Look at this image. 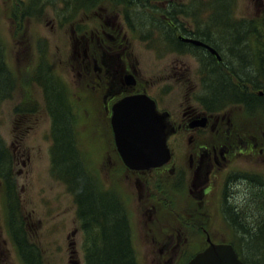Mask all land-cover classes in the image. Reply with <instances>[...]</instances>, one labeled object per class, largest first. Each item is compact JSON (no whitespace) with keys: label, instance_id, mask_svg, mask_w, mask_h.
<instances>
[{"label":"rangeland","instance_id":"374dc122","mask_svg":"<svg viewBox=\"0 0 264 264\" xmlns=\"http://www.w3.org/2000/svg\"><path fill=\"white\" fill-rule=\"evenodd\" d=\"M102 28L121 31L139 77L153 87H163L166 76L178 72L174 77L182 78L183 84L171 81L173 86L164 88L170 93H164L163 99L176 113L184 95L198 91L197 80L188 84L187 79L198 71L197 59L202 61L201 54L180 43L178 36L204 38L223 57L219 68L208 62L209 67L201 71L203 86L218 88L219 100L234 86L247 87L251 95L264 91V0H0V47L12 85L0 98V144L6 148L0 166L3 172L12 170L10 185L0 177V264L94 263L91 254L99 251H91L89 239L97 230L79 216L75 192L60 174L71 166L68 158L60 162L57 149L56 139L65 132L60 152L72 145L79 167L88 172L89 184L123 207L138 264L179 260L187 264L205 245L201 228H209L215 241L231 242L250 264H264V257H259L264 250H255L264 233V166L252 164L245 156L234 162V171L258 173L263 187L240 181L232 171V179L244 184L229 206H220L217 191L203 201L210 224L199 216L195 197L162 175L151 176L159 183L152 187L153 204L159 206L153 221L146 220L145 213L137 214L138 186L115 155L109 137L107 141L103 105H85L89 103L83 93L80 60L83 48L95 52L97 40L103 39ZM187 105L197 102L187 101ZM228 108L225 101L219 111ZM53 117L60 121L59 130L53 131ZM186 144L181 140L178 150L181 172L187 176ZM245 194L241 217L232 219L230 205L242 203ZM14 199L27 239L22 256L12 242L17 225L8 220L5 202ZM160 213L167 218L159 221ZM178 235L187 238L175 239Z\"/></svg>","mask_w":264,"mask_h":264},{"label":"flooded vegetation","instance_id":"af4514ba","mask_svg":"<svg viewBox=\"0 0 264 264\" xmlns=\"http://www.w3.org/2000/svg\"><path fill=\"white\" fill-rule=\"evenodd\" d=\"M122 16L124 17V14ZM106 24L108 25V23ZM110 25L112 26V24ZM111 30L112 32H108L107 28L101 29L103 39H106L107 43L103 44V39H99L100 43L97 40L94 45L95 52L89 51V48H83V56L80 60L81 70L84 72L82 74V82L85 86L83 93L89 103L85 104L86 106L94 107L96 103L103 105L102 116L108 129L107 141L109 137L115 155L119 157L121 164L130 172L134 183L138 186L140 205L137 206V214L140 216L145 213L147 215L146 220L153 221L152 214L156 213V208H159L153 204L152 187L159 184L153 181L152 177L155 175L167 177L171 180L170 182L175 183V186L195 197L196 205L201 208L199 216L202 217L203 223L206 222L207 224H210L205 207L207 202L203 203V201L205 199L210 200L215 191L219 192L220 206H227L230 203V198L238 195L239 187L244 183L252 184L257 189H261L263 185L259 179V174L252 170L235 172L234 162L239 160L240 156H245L252 164L264 166V91L262 89L256 90L257 92H253L251 95L247 87L238 88L234 86L233 91L231 88L226 89L221 100H219L218 88H214L213 85L203 86L201 80L204 73L201 71L205 66L209 67L208 62L221 65L223 57L212 42L204 38L178 36L177 40L180 43L189 45L187 47L191 46L190 48L201 54L202 61L197 59L198 71L193 74L192 78L187 79L188 84H191L192 80H197L194 85L199 86L196 88L198 91L192 90L188 95H184L185 99L180 102V110L176 113L166 105L163 99L164 93H170V91L166 92L165 89L173 86L171 81L176 85L183 84L182 78L174 77L178 72H174L173 76H166L163 87H153L151 82L141 80V74L139 77L138 70L135 68L136 61L133 59L131 51L128 50L130 47L123 40L124 36H120L121 31L116 33L115 30ZM183 39L197 40L202 44L195 45L185 42ZM212 50L219 55L220 60L217 59ZM198 72L200 75L197 74ZM211 75L212 73H209L207 80L211 79ZM153 91L155 93H152ZM247 91L248 94L245 93ZM197 93L199 95H195ZM230 93L232 94L230 95ZM135 96H145L151 100L164 124L163 134L170 158L160 167L148 170L128 169L116 150L111 128L112 107L123 98ZM224 97L226 98L222 101ZM55 99H57L56 96ZM187 101H196L197 105L188 106ZM225 101L229 108L219 111V106ZM181 140L187 143L185 146L188 155L186 160L187 176L181 172L179 165L178 145ZM203 171L204 177H202ZM232 171L237 176L235 178L244 181V183H238L236 179H232ZM191 182H193L194 187ZM189 186H192L193 190ZM245 196L246 198L242 203L230 205L229 208L232 212L228 216L232 219L241 217V208L245 205L247 194ZM167 209L170 210V208ZM165 218L167 217L162 213L158 216L159 221ZM193 219H195L194 215ZM144 224L148 227V222ZM186 226L190 227L189 223ZM179 231L182 233L181 229ZM201 231L205 245L200 251L208 247L210 243L231 244L238 254L231 242L215 241L209 233V228H201ZM174 237L183 240L187 238L180 235ZM172 244L167 246L168 250ZM174 249H177L176 244H174ZM180 262L181 260L176 261V264ZM70 263H74V261Z\"/></svg>","mask_w":264,"mask_h":264},{"label":"trees","instance_id":"16d2710c","mask_svg":"<svg viewBox=\"0 0 264 264\" xmlns=\"http://www.w3.org/2000/svg\"><path fill=\"white\" fill-rule=\"evenodd\" d=\"M3 58L0 47V78H2L0 80V98H3V95L7 93V88H12L9 71ZM3 88L4 90H2ZM52 120L54 123L53 131H56L60 121L55 117ZM64 137L67 139L66 132L58 140L56 139L59 160L61 162L68 158L71 166L70 168H62L60 174L62 173L64 179L69 182V189L75 192L74 195L79 209V216L84 222L94 225L95 230H97L96 233L94 232L92 234L94 237L89 239L91 242V251H99L91 254L95 255L93 257L94 263L92 264H138L132 247L129 226L123 207L115 197L108 198L101 191L96 192L95 187L89 184L90 182L87 180L88 172L84 167H79L78 158L75 156L72 145L65 150L66 152H60L63 148L64 143L62 142V138ZM4 156H6V148L2 143L0 144V158ZM11 173L12 170L3 172V165L0 166V177L8 185L11 184L9 180ZM78 178L86 185L80 180L78 181ZM8 185H5L4 189L10 192L11 190ZM94 190L97 193L96 195L94 194ZM87 191L88 194H86ZM5 202L8 204V220L10 222L13 221L12 223L17 225V230L12 233V242L20 256H22V250L27 245V239L24 231H22L19 215L17 214L19 208L18 203L15 199L13 201L6 200ZM259 249L264 250V233H261L258 237V244L255 250L258 251ZM240 257L245 264H250L245 258ZM259 257H264L263 253H260Z\"/></svg>","mask_w":264,"mask_h":264},{"label":"water","instance_id":"95a60500","mask_svg":"<svg viewBox=\"0 0 264 264\" xmlns=\"http://www.w3.org/2000/svg\"><path fill=\"white\" fill-rule=\"evenodd\" d=\"M195 45L202 43L183 39ZM217 59L219 55L213 51ZM111 128L116 150L131 170H148L164 165L170 158L163 134L164 124L154 103L145 96L124 98L112 108ZM187 264H245L228 244L210 243Z\"/></svg>","mask_w":264,"mask_h":264},{"label":"bare ground","instance_id":"6f19581e","mask_svg":"<svg viewBox=\"0 0 264 264\" xmlns=\"http://www.w3.org/2000/svg\"><path fill=\"white\" fill-rule=\"evenodd\" d=\"M217 20L219 21V19H217ZM218 21H217V22H218Z\"/></svg>","mask_w":264,"mask_h":264}]
</instances>
